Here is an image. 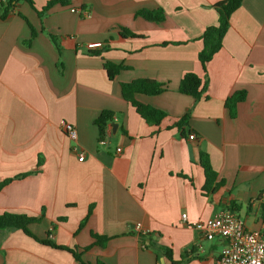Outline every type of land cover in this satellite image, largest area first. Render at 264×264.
Segmentation results:
<instances>
[{"label":"crops","instance_id":"crops-1","mask_svg":"<svg viewBox=\"0 0 264 264\" xmlns=\"http://www.w3.org/2000/svg\"><path fill=\"white\" fill-rule=\"evenodd\" d=\"M47 1L33 0L37 10ZM67 1L41 17L17 1L0 16V181L28 173L0 189V213L40 217L32 233L76 247L87 264H209L223 242L192 223L233 205L246 228L264 230V0H242L205 69L199 37L217 23L219 0ZM82 6L88 15L70 10ZM140 9H162L163 20H146ZM123 27L140 37H123ZM105 60L125 68L109 79ZM186 72L207 76L199 99L178 91ZM138 78L167 84L159 94H135L167 114L158 125L121 95L120 84ZM235 91L245 98L230 117L224 100ZM102 110L112 117L101 144L95 121ZM187 113L181 134L173 124ZM61 121L75 126L76 140ZM199 151L220 182L207 194ZM138 222L159 250L142 246ZM92 233L106 236L105 244H93ZM0 264L82 263L8 229L0 230Z\"/></svg>","mask_w":264,"mask_h":264},{"label":"trees","instance_id":"trees-1","mask_svg":"<svg viewBox=\"0 0 264 264\" xmlns=\"http://www.w3.org/2000/svg\"><path fill=\"white\" fill-rule=\"evenodd\" d=\"M17 1L27 2L32 8H34L38 16H43L47 10L55 3L62 5L67 4V0H48L46 4L39 10L34 6L33 0H3L0 2V16L4 18L9 11L14 7ZM242 0H219L214 3L212 6L217 13V23L214 25H209L205 27L199 39L202 42V46L197 53L198 60L200 61L203 69H205V64L213 57V55L222 47L223 37L229 28V18L231 14L241 5ZM137 15H140L146 20L149 21H162L163 20V11L162 9H140L136 12ZM22 16V15H21ZM30 28V37L32 38L35 35V30L27 19L22 16ZM120 34L123 37L135 38L140 37V35L130 31L127 28H121ZM52 37V36H51ZM53 38V37H52ZM103 49L91 50L88 53L91 54H100L103 52ZM103 68L109 79H112L121 69L125 68L124 65L120 63H115L110 60H105L103 62ZM208 84L207 76L204 74L203 77L198 76L194 72H186L180 78L178 84V91L193 96L195 99H199L203 92L206 90ZM167 88V84L161 83L159 81L148 79V78H138L133 79L128 82H123L120 84L121 95L122 97L135 109V112L149 125H158L160 121L167 115L163 110L151 106L149 104H144L139 102L135 98L136 93H142L146 95H155L164 91ZM245 98V91H235L224 100V106L227 108L229 116H235V109L238 102L242 101ZM111 112L108 110H102L97 117L95 123L99 131V138H102L106 123L111 120ZM189 114H184L177 118L174 122L173 127L183 134L184 131H187L186 127L188 126ZM199 165L203 170L204 182L202 185V192L207 194L213 192L218 185L219 181H216L217 173L212 168L208 154L204 151H199ZM40 163V162H39ZM28 173H21L13 177H8L0 181V189L5 186L14 178L23 177ZM234 204V203H233ZM230 208V206H229ZM236 211L237 205H233L231 208ZM88 209V213L90 212ZM43 214V212H42ZM259 216L264 225V207H261ZM40 217L27 215L24 213H15L10 211H4L0 213V230L8 229H19L25 235L33 238L43 245H48L56 249L66 250L70 253L73 258L77 261H80L82 264H87L81 258V252L77 251L76 247L69 248L63 245H58L53 241L46 239H41L35 236L29 228V225L35 222H38ZM63 217H59V220H62ZM94 238L93 244L103 246L107 240L106 236L98 235L92 233ZM142 246L144 248L153 247L159 250V245L156 244L155 239L151 235L146 238L140 237ZM90 246L83 247L81 250H86ZM164 255L171 259L170 249H165ZM96 264H103L100 261H97Z\"/></svg>","mask_w":264,"mask_h":264},{"label":"built area","instance_id":"built-area-1","mask_svg":"<svg viewBox=\"0 0 264 264\" xmlns=\"http://www.w3.org/2000/svg\"><path fill=\"white\" fill-rule=\"evenodd\" d=\"M71 11L77 10L83 15H88V8H71ZM61 131L71 140H76L77 130L75 126L67 121H61ZM193 134H190L191 138ZM102 137L99 143H104ZM76 149V147H73ZM120 151V148L116 149ZM83 158V152H79L78 159ZM185 217V213L181 214ZM192 226L204 231V236L208 240L220 238L223 242L218 254L214 256L209 264H264V230L249 229L243 224L237 212L231 208L220 209L212 217L204 222H194ZM139 237H148L150 232L143 229L140 222L134 225ZM143 245V244H142ZM156 264H160L157 260Z\"/></svg>","mask_w":264,"mask_h":264},{"label":"rangeland","instance_id":"rangeland-1","mask_svg":"<svg viewBox=\"0 0 264 264\" xmlns=\"http://www.w3.org/2000/svg\"><path fill=\"white\" fill-rule=\"evenodd\" d=\"M240 216H241V218H245V216H244V214H243V213H241V214H240Z\"/></svg>","mask_w":264,"mask_h":264}]
</instances>
